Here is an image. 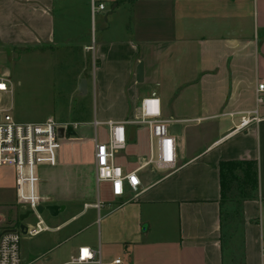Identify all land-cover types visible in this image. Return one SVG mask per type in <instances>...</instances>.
<instances>
[{
	"label": "crops",
	"instance_id": "0c3cea01",
	"mask_svg": "<svg viewBox=\"0 0 264 264\" xmlns=\"http://www.w3.org/2000/svg\"><path fill=\"white\" fill-rule=\"evenodd\" d=\"M103 1L105 11L92 17L90 0H0V77L11 88L1 96L12 95L14 51L65 65L93 54L91 76L87 60L84 76L64 93H91L93 113L80 121H34L52 119L64 133L56 164L37 168L41 206L63 207L55 225H46L59 234L46 252L67 245V257L54 264H66L83 246L97 250L101 264H264V121L226 137L235 120L228 115L253 109L264 80V0ZM152 94L176 139V169H141L139 192L115 198L109 184H96L93 139L105 141L106 121L133 120L140 100ZM203 124L207 139L199 133ZM125 130L116 163L130 171L149 153L148 131L131 124ZM229 161L256 162L258 169L257 196L240 208L236 259L220 220L219 164ZM6 170L11 175L2 181ZM0 181L15 191L14 169L1 167Z\"/></svg>",
	"mask_w": 264,
	"mask_h": 264
},
{
	"label": "built area",
	"instance_id": "2783aa9c",
	"mask_svg": "<svg viewBox=\"0 0 264 264\" xmlns=\"http://www.w3.org/2000/svg\"><path fill=\"white\" fill-rule=\"evenodd\" d=\"M92 17L105 11V1L90 0ZM11 92L8 81L0 77V95ZM254 107L251 110L229 114L232 126L226 137L247 132L250 128L264 121V80L258 81L254 91ZM137 116L128 122L106 121L105 141L93 139V162L97 186L107 183L110 194L115 198L123 197L127 192L137 194L141 185L138 172L146 167H154L166 175L175 171L177 166V144L168 129V121L163 119L160 100L154 95L144 97L137 106ZM144 126L148 131L147 157L139 161L137 168L124 171L116 163V155L125 149L127 144L125 125ZM98 125V122H95ZM61 128L52 119L42 122L18 123L10 115L9 108L0 104V168L12 167L15 172V204L25 213L30 211L34 220L25 224L23 235L15 226L0 231V264H23L19 253L20 233L32 238L47 231L41 213L37 208L43 199L37 192L39 182L37 168L42 165L54 166L57 154L64 138L58 137ZM98 204L96 205V207ZM79 254L71 257L66 264H101L99 252L83 246ZM114 264H120L115 259Z\"/></svg>",
	"mask_w": 264,
	"mask_h": 264
},
{
	"label": "rangeland",
	"instance_id": "374dc122",
	"mask_svg": "<svg viewBox=\"0 0 264 264\" xmlns=\"http://www.w3.org/2000/svg\"><path fill=\"white\" fill-rule=\"evenodd\" d=\"M92 45V44H91ZM16 52V53H15ZM21 51H14L18 56L17 61H14L13 69L11 73L12 95L6 97L0 95V104L9 108L10 115L13 120L18 123H27L40 121L49 115H53L55 119L58 116L67 118L68 120L80 121L86 118L89 113H93L95 109L94 99L91 98V93L87 96H77L76 98H68L64 96V93L74 86V80L78 77H83L82 67H86L85 62L88 60V67L86 75L91 76V69L93 65V54L89 52L88 58L84 55H78L74 58V63L65 65L61 62V58L52 59L44 56L21 58L19 57ZM13 57V56H12ZM14 59V58H13ZM85 64V65H84ZM1 74V71H0ZM90 88V86H89ZM9 94V93H8ZM93 97V96H92ZM74 114L71 115L70 111ZM199 127V133H202V138L207 139L205 128ZM103 128V127H101ZM99 129L102 134V129ZM196 132V131H195ZM5 172L4 177L1 178L4 181L11 174L9 171ZM238 178H241L239 172H235ZM3 182L0 181V231L6 227L16 225L14 228L17 230L20 221L19 215L22 214L21 210L15 204V191L8 187L3 186ZM101 195H104L103 187H100ZM238 189L234 184L229 197L233 200L225 204V239L231 247V251L228 252L232 258H238L235 255L234 249L238 247L237 241H239L240 228L238 223L240 222L238 202L240 201ZM41 217L44 223L50 227L55 225L57 221L54 217H51L46 211L41 213ZM61 217H59L60 220ZM34 217L30 215L25 219L24 223H32ZM58 220V222H59ZM230 222V225L227 223ZM232 232V233H231ZM238 234V235H237ZM59 234H55L50 230H47L36 237H26L20 233L19 241V253L22 263L29 262L31 260H38L37 264H45L47 258H53L54 262H59L60 259L67 257V245H62L59 249H53L46 252L51 248L55 241V237ZM85 233L78 235L74 241H80L86 237ZM46 252V253H45ZM51 253V254H50Z\"/></svg>",
	"mask_w": 264,
	"mask_h": 264
},
{
	"label": "trees",
	"instance_id": "16d2710c",
	"mask_svg": "<svg viewBox=\"0 0 264 264\" xmlns=\"http://www.w3.org/2000/svg\"><path fill=\"white\" fill-rule=\"evenodd\" d=\"M116 3V2H115ZM239 172L241 178L235 175ZM219 179H220V204L221 207L233 199L229 197L234 184L238 189L240 201L238 203V210L241 214L240 208L242 203L247 200L256 198L258 188V169L256 162L249 161H229L219 164ZM225 211H221V228L225 227ZM230 225V222L227 223Z\"/></svg>",
	"mask_w": 264,
	"mask_h": 264
},
{
	"label": "water",
	"instance_id": "95a60500",
	"mask_svg": "<svg viewBox=\"0 0 264 264\" xmlns=\"http://www.w3.org/2000/svg\"><path fill=\"white\" fill-rule=\"evenodd\" d=\"M116 5H113L111 10L115 8ZM136 75H137V81L142 82L143 81V70H142V64H139L136 70ZM85 88V82L81 81L79 91L83 92ZM58 137L63 138V128H59L58 131ZM44 210L48 211L51 216H56L60 210H63V207H58V206H48V207H42L39 206L37 208V211L39 213H42ZM30 216V211H26L25 213H22L19 215L18 219L20 221L19 224V230L20 232L25 235L26 234V225L24 224L25 219H27Z\"/></svg>",
	"mask_w": 264,
	"mask_h": 264
}]
</instances>
